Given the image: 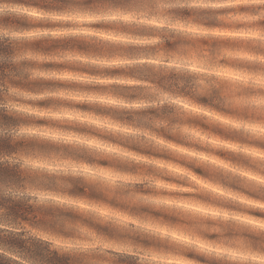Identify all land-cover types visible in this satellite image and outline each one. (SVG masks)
<instances>
[{
	"label": "clouds",
	"instance_id": "clouds-1",
	"mask_svg": "<svg viewBox=\"0 0 264 264\" xmlns=\"http://www.w3.org/2000/svg\"><path fill=\"white\" fill-rule=\"evenodd\" d=\"M5 142L0 264H264V0H0Z\"/></svg>",
	"mask_w": 264,
	"mask_h": 264
},
{
	"label": "trees",
	"instance_id": "trees-1",
	"mask_svg": "<svg viewBox=\"0 0 264 264\" xmlns=\"http://www.w3.org/2000/svg\"><path fill=\"white\" fill-rule=\"evenodd\" d=\"M0 147L8 149L10 146L7 144V142H5L4 144L0 145ZM5 173L6 174H13V173H10L9 170H5ZM76 191L83 192V189L82 188H77ZM27 211H30V209H28ZM53 260H56V261H53V264H66L67 263V258H55L54 257ZM60 262H63V263H60Z\"/></svg>",
	"mask_w": 264,
	"mask_h": 264
},
{
	"label": "rangeland",
	"instance_id": "rangeland-1",
	"mask_svg": "<svg viewBox=\"0 0 264 264\" xmlns=\"http://www.w3.org/2000/svg\"><path fill=\"white\" fill-rule=\"evenodd\" d=\"M54 259V258H53ZM53 261H56V260H53ZM60 263H63V262H60ZM66 264H69V261H68V259H67V263Z\"/></svg>",
	"mask_w": 264,
	"mask_h": 264
}]
</instances>
